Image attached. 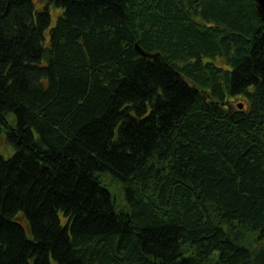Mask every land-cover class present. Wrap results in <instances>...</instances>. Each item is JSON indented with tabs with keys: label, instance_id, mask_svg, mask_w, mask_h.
<instances>
[{
	"label": "trees",
	"instance_id": "trees-1",
	"mask_svg": "<svg viewBox=\"0 0 264 264\" xmlns=\"http://www.w3.org/2000/svg\"><path fill=\"white\" fill-rule=\"evenodd\" d=\"M1 136L0 264H264L252 0H0Z\"/></svg>",
	"mask_w": 264,
	"mask_h": 264
},
{
	"label": "rangeland",
	"instance_id": "rangeland-1",
	"mask_svg": "<svg viewBox=\"0 0 264 264\" xmlns=\"http://www.w3.org/2000/svg\"><path fill=\"white\" fill-rule=\"evenodd\" d=\"M59 12V10H58ZM57 12L53 11V23L56 21ZM10 121L14 120V117H10ZM15 153V149L8 143V141L5 139V136L0 137V157H3L5 159H9L13 156Z\"/></svg>",
	"mask_w": 264,
	"mask_h": 264
},
{
	"label": "water",
	"instance_id": "water-1",
	"mask_svg": "<svg viewBox=\"0 0 264 264\" xmlns=\"http://www.w3.org/2000/svg\"><path fill=\"white\" fill-rule=\"evenodd\" d=\"M252 1L254 2L258 15L264 20V0H252ZM136 48L141 55L146 56L145 52L141 50L139 45H136ZM240 108L242 109L243 105H240Z\"/></svg>",
	"mask_w": 264,
	"mask_h": 264
}]
</instances>
